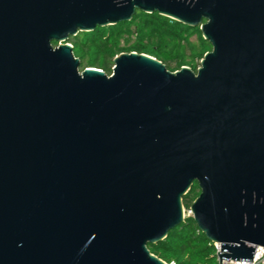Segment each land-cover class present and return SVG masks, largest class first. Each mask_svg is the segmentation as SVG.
<instances>
[{"label":"water","instance_id":"water-1","mask_svg":"<svg viewBox=\"0 0 264 264\" xmlns=\"http://www.w3.org/2000/svg\"><path fill=\"white\" fill-rule=\"evenodd\" d=\"M154 14L199 28L194 72L70 38ZM55 43L57 46H55ZM218 261L264 249V0H0V264H167L184 198Z\"/></svg>","mask_w":264,"mask_h":264},{"label":"trees","instance_id":"trees-1","mask_svg":"<svg viewBox=\"0 0 264 264\" xmlns=\"http://www.w3.org/2000/svg\"><path fill=\"white\" fill-rule=\"evenodd\" d=\"M133 27H136V41L130 46H121L122 39H128L134 34ZM194 31L200 32L197 59L201 61L206 53L212 51V46L203 39L200 29L180 24L158 13L139 12L130 22L79 33L70 38L69 43L73 45L75 57L81 61V70L96 68L110 76L117 56L137 52L156 58L172 72L183 66H191L197 72L198 64L186 62L182 45V41H188ZM199 195L200 189L195 183L184 198V207L190 208ZM149 250L167 264H219L215 244L201 233L191 216L172 230L165 240L149 245Z\"/></svg>","mask_w":264,"mask_h":264},{"label":"rangeland","instance_id":"rangeland-1","mask_svg":"<svg viewBox=\"0 0 264 264\" xmlns=\"http://www.w3.org/2000/svg\"><path fill=\"white\" fill-rule=\"evenodd\" d=\"M134 31V34L130 36V38L122 39L121 40V46H130L136 41V27H133L132 29ZM200 32L194 31L191 33V35L188 38V41H182V45L185 48V60L186 62H195L198 64V68L200 67L199 64H201V61H198L197 54L200 50ZM194 59V60H193ZM190 67L191 66H187ZM192 69V68H191ZM184 214L185 217L192 216L190 212V208H184Z\"/></svg>","mask_w":264,"mask_h":264},{"label":"built area","instance_id":"built-area-1","mask_svg":"<svg viewBox=\"0 0 264 264\" xmlns=\"http://www.w3.org/2000/svg\"><path fill=\"white\" fill-rule=\"evenodd\" d=\"M215 247L217 249V253L221 251L220 245L215 244ZM221 264H264V249L263 248L257 249L252 262H238V263H236V261L231 262L228 260H224L221 262Z\"/></svg>","mask_w":264,"mask_h":264}]
</instances>
